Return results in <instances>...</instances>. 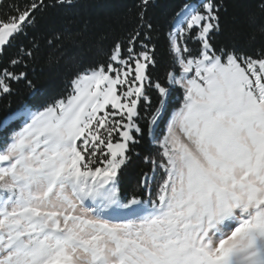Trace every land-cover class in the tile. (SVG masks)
<instances>
[{
  "label": "snow or ice",
  "instance_id": "snow-or-ice-1",
  "mask_svg": "<svg viewBox=\"0 0 264 264\" xmlns=\"http://www.w3.org/2000/svg\"><path fill=\"white\" fill-rule=\"evenodd\" d=\"M44 6L0 20V56ZM151 6L141 0V31L77 74L67 96L0 121L20 122L0 146V264H264V51L217 47L216 0L186 4L168 34L179 73L162 84L142 31ZM21 81L35 90L26 71L0 70V97ZM177 88L182 103L161 130ZM145 136L156 148L139 181L148 199H125L121 171Z\"/></svg>",
  "mask_w": 264,
  "mask_h": 264
},
{
  "label": "trees",
  "instance_id": "trees-1",
  "mask_svg": "<svg viewBox=\"0 0 264 264\" xmlns=\"http://www.w3.org/2000/svg\"><path fill=\"white\" fill-rule=\"evenodd\" d=\"M204 0H152L147 9L146 20L152 28L142 31L149 40L140 37L150 47H155L156 67L151 69L152 77L160 83H166L169 71L179 73V67L170 51L168 34L177 19L176 14L186 4L198 5ZM31 0H3L0 3V20L17 14ZM141 0H44V7L34 13V24L26 29V34L16 36L0 56V70L8 68L19 73L26 71L35 85L29 88L23 81L13 85L11 95L0 97V121L25 106L36 110L55 100L62 99L71 91V81L77 74L108 62L109 55L116 43L127 44L134 31L140 28ZM219 7L221 31L215 37L217 47H235L241 53L256 56L264 51V13L257 8L256 0H216ZM189 46L198 48L189 42ZM31 52V56L24 55ZM14 57L22 59L23 66L15 68L10 64ZM151 106L142 110L141 126L147 127L150 112L158 103L159 94L150 90ZM183 91L175 89L168 101V113L160 123V129L166 127L171 113L180 106ZM20 122L6 129H0V146L13 128H19ZM140 156H133L126 168L122 169L120 191L122 197L132 196L147 200L146 191L140 187L141 176L150 172L151 165L144 162L145 155L155 156L156 148L145 136L135 149Z\"/></svg>",
  "mask_w": 264,
  "mask_h": 264
},
{
  "label": "rangeland",
  "instance_id": "rangeland-1",
  "mask_svg": "<svg viewBox=\"0 0 264 264\" xmlns=\"http://www.w3.org/2000/svg\"><path fill=\"white\" fill-rule=\"evenodd\" d=\"M177 89H179V88H177ZM117 118H119V117H117ZM102 132H103V130H101Z\"/></svg>",
  "mask_w": 264,
  "mask_h": 264
}]
</instances>
